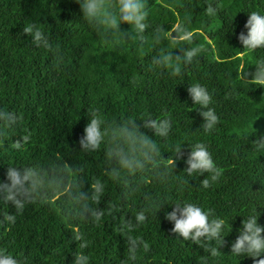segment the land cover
I'll return each mask as SVG.
<instances>
[{"label":"trees","instance_id":"trees-1","mask_svg":"<svg viewBox=\"0 0 264 264\" xmlns=\"http://www.w3.org/2000/svg\"><path fill=\"white\" fill-rule=\"evenodd\" d=\"M145 3L150 10L145 39L136 36L114 44L111 36L97 32L83 18L76 0H0V110L22 116L0 138V183H7L9 166L48 167L65 162L83 168L76 179L85 192L93 178L105 184L98 207L106 211L99 224L70 217L62 197L28 204L17 214L15 224H0V248L27 264H74L78 251L90 257V264H121L126 258L127 234L120 228L144 209L147 220L131 235L142 238L150 249L141 247L130 264H201L200 258L206 255L204 242L178 237L172 232L174 224L165 218L177 202L196 204L211 210L210 219L225 221L221 255L210 258L209 264H254L250 257L231 255V245L248 215L255 212L264 227V151L253 147L264 136V88L242 79L243 73L255 72L264 49L242 52L238 37L247 33L248 13H264V0ZM210 3L219 6L214 16L205 13ZM178 20L193 32L190 41L173 45L167 39L153 38L155 27L170 31ZM28 23L42 30L54 48L59 46L62 64L56 66L54 52L37 47L31 36L22 33ZM121 29L131 31V26L122 24ZM196 46L201 48L198 57L190 65L181 64L180 74H173L175 64L150 70L152 57L161 49L176 57L183 54L179 48ZM196 83L212 95L209 107L219 118L210 133L201 128L205 121L200 112L205 109L188 93ZM90 109H98L109 122L135 119L141 131L157 142L161 158L176 160V167L169 166L164 181L150 173L126 177L133 191L125 196L129 190L124 183L105 175L110 167L105 144L91 153L80 147ZM165 114L172 125L167 137L155 136L143 127V120ZM25 134H30L29 141L19 150L12 148ZM195 143H204L214 163L223 169L208 189L200 185L209 174L185 172ZM178 146L180 157L175 152ZM109 203L116 206L111 214ZM3 212L15 214V208L0 195V220ZM77 230L89 242L86 249L78 248L79 242L73 239Z\"/></svg>","mask_w":264,"mask_h":264},{"label":"clouds","instance_id":"clouds-1","mask_svg":"<svg viewBox=\"0 0 264 264\" xmlns=\"http://www.w3.org/2000/svg\"><path fill=\"white\" fill-rule=\"evenodd\" d=\"M80 5L83 18L99 33L111 36L112 43H123L128 39H135L139 36L144 40L145 30L149 28L147 23L150 10L145 0H76ZM218 5L212 3L205 8L208 16L216 15ZM248 20L245 24L247 33L239 34V42L243 45L244 51L254 52L257 49H264V13L251 11L248 13ZM128 24L131 31H122L121 25ZM22 33L32 37L34 45L55 53L54 64L59 66L63 63V56L59 46L53 47L49 37L35 24L28 23L22 29ZM135 33L136 35H133ZM173 33L176 35L173 36ZM193 32L190 31L183 21L178 20L170 31L163 26L153 29V38L157 41L167 39L171 44L177 45L190 41ZM182 55L174 57L172 53L161 49L152 57L150 70L170 68L175 64L173 74L181 73V64L190 65L198 57L201 48L187 47L179 48ZM255 66V72L248 71L242 74L248 84L264 88V58L259 59ZM251 76V79L248 77ZM135 84V78L131 81ZM188 93L195 104L201 105L200 115L204 118L201 128L205 133H210L218 124L219 118L214 108L209 107L212 103V95L205 86L199 83L191 84ZM89 123L85 126L84 135L80 138L81 149L86 153L98 151L101 144H105V158L110 167L106 169L105 175L116 181H122L128 192L133 189L126 177L135 176L137 173H150L155 179L164 181L169 175V166L175 165L176 160L161 158V150L157 142L143 133L136 120L129 118L121 122L106 120L98 109H90L88 112ZM22 119L21 115L15 112L0 110V138L7 136L8 130ZM143 127L154 131L155 136L167 137L171 131V120L165 114L164 118H149L143 120ZM30 139V134L22 136V142L16 141L11 147L19 150L23 144ZM253 147L256 151H264V136L258 137ZM178 157L182 155V148L176 147ZM58 159H62L59 158ZM185 172L191 176L196 172L209 174L201 182V187L208 189L213 182L219 180L223 169L214 163L211 153L204 143L191 145V152L186 160ZM83 168H74L68 163H52L48 167L39 164L30 166L15 167L7 169V183H0V195L4 203L12 204L15 214L3 212V220L0 224H15L17 214H22L28 204L36 202H48L63 198L67 205L68 215L74 219L90 220L99 224L105 215L101 210V197L105 191V184L98 178H93L88 192L84 191V185L76 179L77 173H83ZM95 204L97 207H93ZM173 210L166 213V219L174 224L172 232L182 237L183 240H191L193 243L204 242L206 255L201 257V264H209V259H215L221 255L220 248L225 244L221 238L225 221L219 217H213L211 210L205 211L200 206L190 203H174ZM163 207V206H162ZM161 207V208H162ZM116 210L114 204L109 203L107 211L109 214ZM147 209L138 211L134 220H125L120 231L127 234L126 258L121 264H130L137 258L138 250L148 251L150 245L140 237L131 233L147 220ZM259 215L255 212L243 219L242 227L236 240L231 245V255L247 256L253 259L254 264H264V227L258 223ZM73 239L79 242L78 248L86 249L89 242L83 233L77 230ZM74 264H90V257L83 252H76ZM0 264H27L26 260L14 257L7 248H0Z\"/></svg>","mask_w":264,"mask_h":264}]
</instances>
